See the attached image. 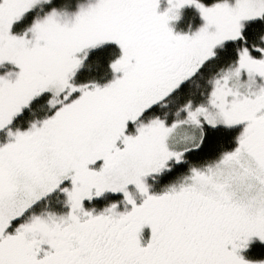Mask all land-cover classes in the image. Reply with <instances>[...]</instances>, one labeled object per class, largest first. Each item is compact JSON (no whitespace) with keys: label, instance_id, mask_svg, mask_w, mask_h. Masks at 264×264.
Segmentation results:
<instances>
[{"label":"snow or ice","instance_id":"snow-or-ice-1","mask_svg":"<svg viewBox=\"0 0 264 264\" xmlns=\"http://www.w3.org/2000/svg\"><path fill=\"white\" fill-rule=\"evenodd\" d=\"M0 264H264V0H0Z\"/></svg>","mask_w":264,"mask_h":264}]
</instances>
